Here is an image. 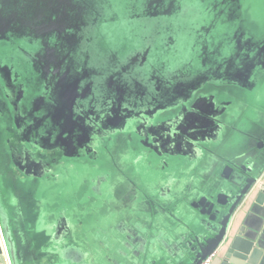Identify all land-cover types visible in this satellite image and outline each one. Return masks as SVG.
Instances as JSON below:
<instances>
[{"label":"rangeland","instance_id":"rangeland-1","mask_svg":"<svg viewBox=\"0 0 264 264\" xmlns=\"http://www.w3.org/2000/svg\"><path fill=\"white\" fill-rule=\"evenodd\" d=\"M174 1L178 3L180 9L175 14L148 16L145 14L144 7L146 0H79L87 9L82 17L85 28L69 31L65 35H60V37L54 39L55 41L49 40V43L53 45L50 48L49 56L54 55L55 67L59 68L57 74L63 73L61 75H64L68 70L70 76L78 75L80 66L85 63L86 76L84 81L88 83L95 82V85L99 86L100 89V86L104 85L106 81H104L105 78L101 73L105 70V66H108L109 73L112 74L110 76L112 81L117 82L125 93L127 91L135 92L132 89L135 88V84L130 82L128 75L120 78L117 63L131 59L132 54L136 52L146 54L152 66H155L157 61L161 65L162 62L168 59L171 66L175 62L181 61L190 47L195 51L201 49L199 54L194 55V61L190 63L189 68L191 72H198L210 66H215L221 56L226 53L227 48L231 50L228 32L236 33L240 28L245 34L244 37L253 36L256 40L259 38L261 40L264 36V0H239L237 4L230 0H222L225 2H220L221 0ZM6 6L7 8L11 7L10 3ZM28 7L33 13L34 6L28 5ZM227 7H229V10ZM236 7L237 14L234 15ZM220 8L224 11L222 16L218 13ZM9 32L4 38L0 39V75L2 74L7 78V82L0 78V83L3 85V87L0 85V116L4 119L1 120V124L7 125L8 122L11 127L13 125V112L8 117L1 115L4 107H10V103L7 105L4 87L7 86L11 90L13 86H16L18 90L20 89L22 98L19 102L22 103L19 108L24 112V115L31 112L36 113L35 116L37 117H42L43 114L45 115V111H48V106H36L34 108L35 105L33 104L41 98L46 104L49 103L43 92H48L54 98L57 97L54 92L48 89V86L56 89L58 80L56 81V74L52 72L50 75H46L47 77L43 75L44 73L41 75L38 66L34 65L33 58L38 61L47 58L46 50L38 46L41 39H35L36 36L28 33H26L27 35L24 33V35L19 32ZM259 35L260 37H256ZM163 45L173 46L165 48V58H161L162 52L160 49ZM174 55L175 58H173ZM200 59H204L202 65H200ZM225 72L227 73V69H225ZM134 73L136 74V72ZM67 79H69V76H67ZM132 79L135 82L134 78ZM216 79L219 80L220 78L216 77ZM217 80L210 81L217 82ZM172 81L175 80L172 79ZM250 81L251 83H257L254 88V96L243 95V89L239 85L242 84L241 82L229 83L231 85L228 88L229 91L223 93L215 91L214 85L211 83H208L205 88L207 92L211 91L210 96L216 98V100L220 98L234 102V109L229 114H235L238 113L237 109L240 107L237 106V100L241 97H245V103H247L253 97L264 96V69L259 68L254 79ZM160 86V94L164 95L163 92L166 89L163 88V85ZM115 89L112 88L111 93H115ZM95 91L98 92V89H95ZM245 91L247 93L248 89H245ZM23 96L26 97L23 99ZM55 101L56 105L53 110L60 112L61 105L57 106L56 98ZM169 104L171 105L172 101H159L152 107L136 110L135 115L142 112V115L148 116L157 110L168 108L165 106ZM251 116L254 117V114H251ZM129 117H132V115L124 118ZM75 119L79 120L80 116L76 115ZM118 130L121 131L122 129ZM10 137L18 140L16 135L10 134ZM137 141L138 137L132 133V127H130L129 131L125 130L123 134L113 136L110 141L107 139L99 141L98 143H102L103 146L106 144V149H99L96 161L91 160V162L87 157L80 158V161H77L67 154L60 156L63 165H59L57 171H60L61 167L66 171L71 165L74 169L73 172L66 175L61 169L59 172L62 175L59 177L61 184L55 185L54 188L49 181L25 179L18 182L17 186L20 189L24 188L25 206L37 207L36 217L38 221H50L52 224L50 231L51 244L45 245V248L53 254V261L48 259L43 264H74L71 263L72 259H67L65 253H63L65 247L70 244H73L74 247L77 246L80 251L79 260H81L75 264H142V257L138 260L135 257L126 260L123 257L125 252H128L130 256V252L124 246L128 234L127 232L120 233L123 229V223L121 220L117 223L119 218H116L113 213L115 208L119 207L115 202L116 199L124 196V184L120 181L118 170L133 180L140 181L145 201L146 199L158 201L157 207H159L160 215L154 220L153 225L149 221L144 223H147L144 231L147 232L149 237L153 234V228L161 229V226L163 228L172 227V230H181L167 215L166 212H169V210L173 213L176 211V215L189 224L193 216L187 217L184 214V220L183 215L175 210V207H185L181 206L182 202L175 197V207L171 201H168L169 204H167V199L161 197L160 188H156L159 185L162 187V184H167L166 179L172 174V166L166 167L159 160L154 161L149 158H145L146 160L140 158L138 165H134L136 159L142 157L138 152H143ZM135 148L139 151H136ZM87 161L90 162L87 163ZM134 167L138 169L135 170ZM147 168L150 173L146 172ZM184 171L181 174L178 186L175 188V196L184 190L183 188L189 183V179L194 178L193 181L196 186H200L202 183L194 176L195 171H190L189 167ZM1 176V179L4 178L1 183L5 187L4 182L7 178L2 174ZM103 176H106L107 181L100 182L102 186L97 190L99 192L97 195L94 189L98 186L96 180L98 181V177L102 178ZM224 183L225 180L220 181L217 186ZM105 185L107 186L105 187ZM227 186L226 183L219 191H224L223 189ZM212 193L214 191L210 194ZM20 204L21 199L16 194L11 195L8 202H3L4 206L11 208L10 211L13 210L12 206L18 207ZM87 207H90V212L87 211ZM161 212H164L163 215H161ZM61 219H65L73 227L67 241H57V234L52 237V227ZM78 220H83V226L80 229L76 226ZM94 220L97 222L98 235L97 238H88L89 235H92V229H87L86 223L91 225ZM13 221L16 228H21L24 225L19 223L20 220L16 217L13 218ZM116 224H118L116 228L118 234L115 235L107 226ZM21 231H25V229ZM21 231H16V234L20 246L23 247L29 234L23 233V235ZM150 248L153 250L156 248L161 249L159 243L154 246L146 241L144 247L146 255H148V249ZM26 258L27 260L23 261V264H32L30 257L27 256Z\"/></svg>","mask_w":264,"mask_h":264},{"label":"flooded vegetation","instance_id":"flooded-vegetation-1","mask_svg":"<svg viewBox=\"0 0 264 264\" xmlns=\"http://www.w3.org/2000/svg\"><path fill=\"white\" fill-rule=\"evenodd\" d=\"M225 1L221 0L220 2ZM230 1L237 4L239 0ZM0 2H2L0 7L8 11L11 17L16 15V17L14 16L15 22L11 24V31L19 32L20 34L28 33L36 36L35 39H41L38 46L46 50L47 58L40 61L33 58L34 65L38 66L41 75L43 73L44 76L50 75L51 72L56 74V81L58 80L56 89L49 86L48 89L57 95L55 97L57 106L60 104L61 109L60 112L53 110L56 101L54 96L49 95L48 92H43L49 101L48 104L42 98L35 101L36 103L33 104L35 105L34 108L36 106H48V111H45V115L43 114L41 117L42 119L40 118L33 122V127L36 129L40 127L42 128L41 130L45 131V134L39 138L38 144L33 146V151L39 150V146L46 148L57 146L59 159H61L60 156L67 154L70 155V158H75L77 161H80L79 159L83 157H87L90 161H96L99 149H106V144L103 146L102 143L98 142L105 139L110 141L113 136L123 134L125 130L129 131L130 127H132V133L138 137V146L141 149L148 150L147 146L150 142H145L142 136L146 134L147 130L152 134L159 133L166 130V128L170 130L172 123L160 127L169 118L164 119L162 122L159 121L166 114H169L168 112H182L184 116L190 114L191 108H196V110L204 113L209 112L208 108L214 102L213 97L205 98L208 99V102L204 100L202 103L199 102L202 97L194 99V97L205 90L208 83L214 85L216 90L217 87H222V85L240 81L245 82L249 78L254 79L255 73L258 72L256 68L264 69V36L261 40H259L260 38L256 40L253 36L244 37V32L239 28L236 33L228 32L231 50L227 48L226 53L221 56L215 66H210L198 72H191L189 69L190 63H193L194 55L201 52V49L195 51L191 47L185 52L186 54L181 61L175 62L171 66L169 59L162 62L161 65L157 61L155 66H152L146 54L136 52L132 54L133 57L131 59L117 63L120 78H124L127 75H131L134 78L135 82L133 80H130V82L135 84V88H132L135 92L132 91V93L126 95L127 93L123 91L124 89L110 78L112 74L109 73L108 66H105V70L101 73L105 78L104 81H106L99 89L95 82L88 83L84 81L86 76L85 63L80 66L78 75L70 76L68 70L64 75H61L63 73L58 75L57 71L59 68L55 67L54 55L49 56L50 48L53 47L49 40H54L60 35L73 31L71 26L74 25L75 21L81 19L79 10L81 12L85 10L84 4L81 6L79 0H1ZM8 3H10L11 10L6 6ZM20 3L28 4L21 8ZM175 3L177 2L174 0H146L144 3L145 14L149 15L154 13V11L160 14L167 8H171ZM36 4L40 5V11L34 7L35 10L32 13L28 5L34 6ZM79 6L82 9L78 8ZM227 8L229 10V7ZM236 9L237 7L234 9V15L235 13L237 14ZM12 10L17 12H12ZM45 10L49 12V16L45 14ZM223 12L222 8L218 9V13L221 16ZM54 19L55 21H52ZM45 40L47 42L41 43V41ZM165 48L167 46L163 45L160 49L162 52L161 58L166 56L164 54ZM173 58H175V55ZM200 61V65H202L204 59H200ZM51 67L54 68L52 69ZM225 69H227V73ZM67 76H69V79H67ZM216 77L220 79L217 80ZM0 78L7 82L6 76L1 74ZM172 79L175 81L173 82ZM210 80H217V82ZM147 84L149 86H146ZM160 85H163V88L166 89L163 92L164 95L160 94ZM112 88H116L115 93H111ZM95 89H98V92ZM164 100H170L172 104L165 106L168 108L157 110L148 116L142 115V112L135 115L136 110L152 107L159 101ZM182 105L185 109L182 108ZM211 108L213 110L209 113L214 114V117L217 118L220 111L215 110L213 106ZM76 115L80 116L79 120L75 119ZM128 115H132V117L124 118ZM120 120L121 123H118ZM155 125L160 128L152 129L151 127H155ZM160 141L158 149H155V152L151 150L152 152L157 154L172 152L167 142ZM90 161H87V163ZM35 172H38V170L35 169ZM103 177H98V181L96 180V185L98 186L94 187V189L97 195L99 193L97 190L102 186L100 182L106 179V176Z\"/></svg>","mask_w":264,"mask_h":264},{"label":"crops","instance_id":"crops-1","mask_svg":"<svg viewBox=\"0 0 264 264\" xmlns=\"http://www.w3.org/2000/svg\"><path fill=\"white\" fill-rule=\"evenodd\" d=\"M257 37H260V35ZM258 69L256 68V70ZM250 80L251 79L249 78L245 82L240 81L243 85H240L243 89V95H255L254 88L257 83H251ZM0 85L3 87L1 83ZM230 87L231 85H222V87H217L216 90H214L218 91V93H223L229 91L228 88ZM245 89H248L247 93ZM17 90V87L13 86L11 92L5 91V94L7 93L9 95L8 98L5 97L7 105L10 103V107H4V109H2L3 113L1 114L4 117H8L11 112H13V125L10 127V123L8 122L7 125H2L1 120L4 119L0 116L1 203L6 211L9 227L15 241L18 264H23V261L27 260V256L30 257L32 264H43L44 261H47L48 259L53 261V254L48 252L49 249L45 248V245L51 244L50 231L52 224L50 221H38L36 217L38 208L25 206L26 197L24 188L20 189L17 184L19 181L25 179H31L33 181L42 180L49 181L54 188L55 185L61 184L59 177L62 175H60L59 172L62 167L60 168V171H57V168L59 165L63 164L58 158L59 149L57 146L47 148L51 150L49 152L43 151L44 149L40 148L37 151H33L32 142L27 143V141L30 140V136L33 134L32 131L27 130V126L21 120L19 121V126L22 127V130L18 131L16 128L15 116L19 112L24 113L19 108L22 102L20 103L16 101ZM210 92L211 91L207 92L205 88V90L194 97V99L198 97H202L203 99L204 97L203 100L208 102V99L205 98L210 97ZM25 97L26 96H23V99ZM213 100L214 102L212 101L213 103L211 104V107H215V110L220 112L217 115V118H215L214 115L209 113L213 110L211 107L208 108V113L199 110V113L208 120V123H212L211 125H206L204 127L202 138L199 139L198 142H194L192 146H186L179 143L168 145L172 152H162L160 154L154 153L149 149L145 150L140 148L143 151L141 152L139 149L135 148L136 151H139L138 154L142 155V157L136 159L135 163H133L134 165H138V160L140 158H144V160H146L145 158H149L154 161H156V159L159 160L166 167L169 165L172 166V174L166 179L167 184H162V187L159 185L156 188H160L159 191L161 190V197L167 199V204H169L168 201H171L175 207V197L178 198V201L182 202L181 206L185 207H175V210H178L179 213L183 215L184 220V214L187 217L193 216L200 219L201 215L199 209H195L191 205L194 201H197L203 193L206 195H209L210 191H214L216 194L219 193L218 189L213 188H216L218 182L224 181L222 178V170L227 162L231 161L237 165L247 164L253 166L254 171L252 173L264 179V158L260 163L255 161V156L262 153V150L258 148L259 143H263L264 146V96L253 97V99L248 100L247 103H245V97H241L237 100V106L240 107L238 109L236 108L238 113L236 112L235 114H229V112L234 109V102L220 98L218 100L213 98ZM209 102L211 101L209 100ZM190 112L197 113L193 110ZM251 114H254V117L251 116ZM174 115L176 114H166V116L159 121L162 122L166 118L171 119ZM10 134L16 135L18 140L16 138H11ZM26 135L28 136L27 138ZM131 144L134 145L133 143ZM23 148H25L30 154L29 159H25V162L23 163L25 173L18 167V163H21L20 157ZM32 152L33 154H31ZM187 167H189L190 171H195L194 176L202 183L200 186H196L193 181L195 179H189V183L183 188L184 190L181 191L179 195L175 196V188L178 186L179 179L182 176L181 174L185 172L184 170ZM35 169L39 172H35ZM73 169L74 167L71 165L66 171L62 170L66 175L69 172H73ZM134 169L136 170L138 168L134 167ZM146 172L150 173V170L147 168ZM118 173L120 181L124 184V196L120 197V199H116L115 202H117L119 207H116L113 213L116 218H119L117 223L120 220L123 223V229L120 233L124 234L128 228L135 226L137 227L136 230H138V228L144 229L145 225H147V223H144L147 221L153 225L154 220L160 215L159 207H157L158 201H155L154 199H146L145 201V195L140 187V181L137 179L133 180L124 175L120 170H118ZM1 174L7 178L4 182L5 187H3L1 183V180L4 179H1ZM104 181L106 182L107 180L105 179ZM106 186L107 185H105V187ZM13 194L20 197L21 204L18 207L12 206L13 210L10 211L11 208L9 206H4L3 202H8V199L11 198V195ZM100 195L102 194L100 193ZM150 205L152 207H149ZM42 210H44V208H42ZM87 211L90 212V207H87ZM244 212L243 223L249 225L250 228L259 229L260 232L264 234V210L258 207L255 203H251ZM163 213L161 212V215H163ZM166 213L178 227L185 225V222L176 215V211L173 213L169 210V212ZM14 217L20 220L19 223L24 224L21 228H16V224L13 221ZM82 221L83 220H78L76 223L77 228L80 229L83 226ZM117 225L118 224L114 226L109 225L107 227H110V231L116 235L118 234L116 231ZM86 228L92 229V235H89L88 238H97V222L95 220L91 225L86 223ZM171 228H163L162 226L161 229L153 228L152 233H155L156 236L162 235L163 237V235L166 236L169 233L171 234ZM23 229H25V231H21ZM70 230L72 232L73 227L65 219H61L58 223L56 222L54 227H52V237L57 234V241H67ZM16 231H21L22 234L26 233V235L29 234L23 247H21L18 242ZM0 233V264H6L4 254V248L6 247L2 237L1 226ZM63 253H65L67 259L73 260H71V263L75 264L81 260H79L80 251L78 247H74L73 244L65 247Z\"/></svg>","mask_w":264,"mask_h":264},{"label":"water","instance_id":"water-1","mask_svg":"<svg viewBox=\"0 0 264 264\" xmlns=\"http://www.w3.org/2000/svg\"><path fill=\"white\" fill-rule=\"evenodd\" d=\"M27 4H21V8ZM80 5L82 6L81 3ZM34 7L39 9L40 5L36 4ZM78 8L82 9L80 6ZM8 9L11 10L10 8ZM86 10V7L82 12L79 10L81 19L75 21L74 25L71 26L73 31L85 28L82 17ZM178 11H180L179 5L175 3L171 8H167L164 11L165 13L157 14L154 11V13L148 16L175 14ZM12 12L17 11L12 10ZM48 13L45 10L47 16H49ZM14 16L16 17V15ZM14 16L11 17L8 11L0 7V39L4 38L11 31V24L15 22ZM52 21H55V19ZM128 77L129 80H133L131 75ZM4 91L11 92L7 86L4 87ZM126 93L128 95L132 92L127 91ZM5 95L7 98L9 97L7 93ZM21 98L22 92L19 89L17 90L16 101L19 102ZM199 102L202 103L204 100L200 98ZM182 108L185 109L183 105ZM191 110L197 113L190 112L188 116L182 115V112L175 113L176 115L160 125L161 127L172 123L173 125L170 130L166 128V130L155 134L147 130L146 134L142 136L145 142H150L147 148L155 152V149H158L161 143L160 140L167 142L168 145L179 143L186 146H192L194 142H198L202 138L204 127L210 125V123L199 113V110H196V108H191ZM168 113L174 114V112ZM21 114L19 112L15 116L16 128L18 131L22 130V127L19 126V121L21 120L27 126V130L32 131L33 134L27 143L32 142L33 147L38 144L39 138L45 134V131L41 130L42 128L38 127L36 129L33 127V122L41 117H37L35 113L31 112L26 115L23 113L22 115L24 116ZM118 123H121V120ZM160 127L155 125V127L151 128L156 130ZM39 148L44 149L43 151H51L44 146H39ZM258 148L262 150V153L255 156V161L260 163L264 158L263 143H259ZM29 157L30 154L23 148L20 157L21 163H18V167L24 173L25 168L23 163ZM253 169V166L247 164L237 165L231 161L227 162L222 170V178L225 180V183L213 189L219 190L226 183L228 186L223 189L224 191H219L217 194L206 195L203 193L197 201H194L191 206L199 209L201 217L200 219L193 217L189 224L185 223L184 226H179L181 230H172L171 234L163 235V237L162 235L156 236L155 233L149 237L144 229L138 228L136 230V226L128 228L126 230L128 236L124 246L130 252V256L128 252H125L123 255L124 259L130 260L135 257L138 260L142 257V264H201L210 253L216 251L217 255L211 264H264V234L259 229L250 228L249 225L243 223L244 211L251 203H255L264 210V179L253 174ZM0 226L10 262L11 264H18L15 241L9 227L6 211L1 203V196ZM176 234L178 235L175 237ZM146 241L154 246L156 243H159L161 249L156 248L153 250L150 248L148 249V255H146L144 253Z\"/></svg>","mask_w":264,"mask_h":264},{"label":"built area","instance_id":"built-area-1","mask_svg":"<svg viewBox=\"0 0 264 264\" xmlns=\"http://www.w3.org/2000/svg\"><path fill=\"white\" fill-rule=\"evenodd\" d=\"M1 234V233H0ZM6 247V246H5ZM4 254H5V261H6V264H11L10 262V259H9V255H8V252H7V249L4 248ZM217 255V252L214 251L212 253H210L204 260L201 264H211L212 261L214 260V258L216 257Z\"/></svg>","mask_w":264,"mask_h":264}]
</instances>
